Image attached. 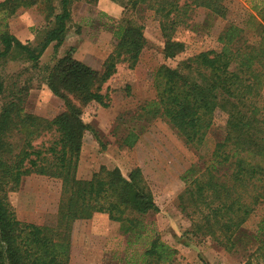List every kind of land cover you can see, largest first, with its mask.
<instances>
[{
  "label": "trees",
  "instance_id": "1",
  "mask_svg": "<svg viewBox=\"0 0 264 264\" xmlns=\"http://www.w3.org/2000/svg\"><path fill=\"white\" fill-rule=\"evenodd\" d=\"M54 1L0 0V65L20 59L37 69L47 47L63 43L71 1L59 0L58 13ZM127 2L131 10L153 12L167 59L184 52V44L175 41L173 34L187 25L192 9H204L211 18L227 15L224 0ZM32 7L52 20V27L35 46L17 40L7 23ZM257 27L251 42L243 29L229 24L217 38L218 50L200 52L175 68L158 67L152 79L155 99L140 107L138 118L146 122L162 118L185 145L198 149L216 113L226 116L224 138L211 157L193 164L181 178L186 184L181 211L194 216L195 232L211 236L229 251L254 249L264 262V214L254 232L244 228L257 209L264 210V28ZM142 31L132 20H121L114 32V49L100 71L75 60L71 53L48 68L45 84L63 104V111L51 120L26 112V88H6L0 71V264H69L72 224L94 214H105L117 223L128 246L142 245L141 264H173L175 250L160 240L148 220L159 210L139 169L125 178L117 168L101 167L89 180L76 178L82 138L90 129L81 119L82 111L91 104L108 106L103 86L118 64L134 68L146 45ZM44 135L52 136L50 145L36 148L33 142ZM136 138L128 131L122 145L132 147ZM31 174L61 181L54 226L18 221L8 201V194Z\"/></svg>",
  "mask_w": 264,
  "mask_h": 264
},
{
  "label": "rangeland",
  "instance_id": "2",
  "mask_svg": "<svg viewBox=\"0 0 264 264\" xmlns=\"http://www.w3.org/2000/svg\"><path fill=\"white\" fill-rule=\"evenodd\" d=\"M70 1L71 17L63 43L58 48L54 43L49 45L37 69L20 59L4 61L0 65L4 86L25 87V111L51 120L63 111V104L45 84L47 69L71 53L75 60L100 71L114 49V32L121 20L130 19L141 25L146 45L134 68L118 64L114 75L104 84L108 106L91 104L82 111L81 119L90 129L82 138L76 178L89 180L101 167L117 168L125 178L133 169H139L159 210L148 220L160 240L175 250L173 264H264L255 256L254 249L229 251L211 236L195 232L194 216L181 211L180 197L186 187L181 178L193 164L211 157L216 143L224 138L226 116L216 113L198 149L185 145L162 118L149 122L138 118L140 107L155 99L152 79L158 67L175 68L200 52L218 50L217 38L229 24L243 29L248 40L254 42L257 25L264 28V0H224V19L211 18L201 8L192 9L187 25L179 26L173 34V39L185 46L184 52L173 59L162 54L164 40L152 11L131 10L127 0ZM54 6L58 13L59 0L54 1ZM7 23L11 35L31 46L40 43L52 27V20H47L38 7L19 11ZM2 102L0 98V108ZM128 131L137 135L130 148L122 145ZM52 139L51 135H44L33 145L45 148ZM60 195L59 179L31 174L22 178L17 191L8 194V201L18 221L54 226ZM187 211L191 212V208ZM263 214V209H257L244 228L254 232ZM142 251L141 244L128 246L119 225L109 221L105 214H94L72 224L69 264H141Z\"/></svg>",
  "mask_w": 264,
  "mask_h": 264
}]
</instances>
